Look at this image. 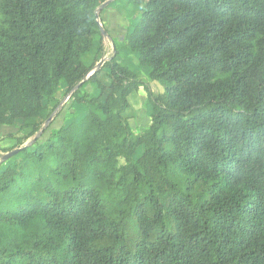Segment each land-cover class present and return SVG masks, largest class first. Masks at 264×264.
<instances>
[{"label":"trees","instance_id":"obj_1","mask_svg":"<svg viewBox=\"0 0 264 264\" xmlns=\"http://www.w3.org/2000/svg\"><path fill=\"white\" fill-rule=\"evenodd\" d=\"M107 1L0 0V124L42 130L64 83L95 107L0 164V264H264V0H127L164 87L138 133L143 83L85 62Z\"/></svg>","mask_w":264,"mask_h":264},{"label":"rangeland","instance_id":"obj_2","mask_svg":"<svg viewBox=\"0 0 264 264\" xmlns=\"http://www.w3.org/2000/svg\"><path fill=\"white\" fill-rule=\"evenodd\" d=\"M140 12V5L127 0L107 1L98 16L99 23L106 32L101 33L100 37L95 41L91 53L85 58L87 64L92 62L94 68L101 69L99 79L108 83V68L103 65L115 53L117 61L131 68L137 78L143 83L128 96L130 106L126 111V116L132 131L135 133L144 130L149 123L151 106L146 99L147 91L144 84L154 94H160L164 90L163 85L149 78V69L138 64L136 53L124 47V37L133 27ZM66 89L67 87L64 83L55 94L53 104H56L55 110L59 111V114L57 116L51 114L47 118L49 119L48 123H46L47 119L43 121L42 127L44 130L30 133L28 129L22 127L21 119H16L12 125L0 124V156L9 152H5V150L16 149L21 145L31 144L35 141H42L49 137L52 130L66 125L71 120L81 117L90 110H94L95 107L92 105L73 101L69 93H66ZM79 90L90 96H96L99 93L98 88L93 83H89ZM48 105L50 109L52 103ZM142 149V146L136 149L135 158L141 155ZM2 162L3 160L0 158V164Z\"/></svg>","mask_w":264,"mask_h":264},{"label":"water","instance_id":"obj_3","mask_svg":"<svg viewBox=\"0 0 264 264\" xmlns=\"http://www.w3.org/2000/svg\"><path fill=\"white\" fill-rule=\"evenodd\" d=\"M103 7H104V3H102V4L99 6L98 10L100 11ZM95 15H96V18H98L99 14L96 13ZM99 30H100L101 33H105V32H106V31L102 28V26H101L100 23H99ZM48 121H49V119H47V122H46V123H48ZM17 150H18V148L13 149V150H11V151L5 153V154L2 156V160L4 161V160L8 159V158H9L12 154H14Z\"/></svg>","mask_w":264,"mask_h":264}]
</instances>
